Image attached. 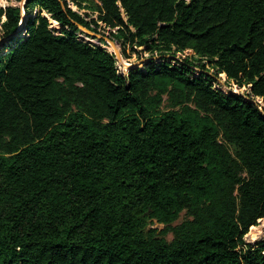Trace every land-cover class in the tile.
<instances>
[{
  "label": "trees",
  "instance_id": "obj_1",
  "mask_svg": "<svg viewBox=\"0 0 264 264\" xmlns=\"http://www.w3.org/2000/svg\"><path fill=\"white\" fill-rule=\"evenodd\" d=\"M96 1L163 61L123 75L66 0H25L9 45L0 8V264H264V0Z\"/></svg>",
  "mask_w": 264,
  "mask_h": 264
},
{
  "label": "rangeland",
  "instance_id": "obj_2",
  "mask_svg": "<svg viewBox=\"0 0 264 264\" xmlns=\"http://www.w3.org/2000/svg\"><path fill=\"white\" fill-rule=\"evenodd\" d=\"M68 7L78 13L86 22L89 23V26L93 30H88L84 27L78 26V30L75 33L77 39L86 42L95 47H101L107 53L111 54L115 59V64L118 70L125 75L130 69L144 70L143 63L147 62L150 59L154 60L155 64H159L163 61L162 56L157 51H148L144 46H136V44H130L123 38L116 39L115 35L118 34V29H109L105 27L102 22L99 20V3L96 0H66ZM25 0H0V8L5 9L7 7H18L21 10V19L18 25L17 32L10 37V43L25 37L27 35V15L24 13ZM37 13V9L32 12L31 18L33 19ZM42 16L46 17L50 23V29L54 30L56 34H60L61 26L53 21L51 17L43 12ZM124 20L125 17L123 16ZM4 21V18H1L0 23ZM93 21V22H92ZM95 22V24H94ZM131 31H133L130 28ZM9 40V39H8ZM124 43V44H123ZM167 55V54H164ZM185 56L190 55L189 52L184 53ZM197 58V57H196ZM200 63L205 65V70L208 74L214 75L215 70L210 67L207 63V60L200 58ZM200 63H195L196 66ZM129 66V67H128ZM199 68L194 72L195 75L199 74ZM217 78V77H216ZM213 88L223 89L225 91H233L246 96L247 89L241 88L238 89L231 81L226 80L224 74L219 75L218 78L213 82ZM165 98V97H164ZM260 101V100H256ZM166 103H163L161 110L165 111ZM187 214L182 212L179 218L172 223L169 227H175L187 219ZM152 228L156 229L160 233L164 226L158 223H154ZM164 239L170 242L173 239L172 232H168L163 236ZM244 242L247 244H253L257 241L264 240V218L259 220L255 226L249 229L248 233L243 238Z\"/></svg>",
  "mask_w": 264,
  "mask_h": 264
},
{
  "label": "water",
  "instance_id": "obj_3",
  "mask_svg": "<svg viewBox=\"0 0 264 264\" xmlns=\"http://www.w3.org/2000/svg\"><path fill=\"white\" fill-rule=\"evenodd\" d=\"M16 32H17V31H16ZM16 32H15V33H16ZM17 33H18V32H17ZM128 67H129V66H128ZM259 102H261V101H259Z\"/></svg>",
  "mask_w": 264,
  "mask_h": 264
}]
</instances>
